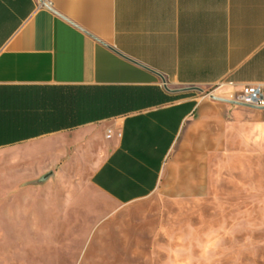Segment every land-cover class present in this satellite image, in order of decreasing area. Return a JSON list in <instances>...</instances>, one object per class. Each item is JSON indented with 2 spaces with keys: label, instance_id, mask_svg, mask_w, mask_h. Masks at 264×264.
<instances>
[{
  "label": "crops",
  "instance_id": "0c3cea01",
  "mask_svg": "<svg viewBox=\"0 0 264 264\" xmlns=\"http://www.w3.org/2000/svg\"><path fill=\"white\" fill-rule=\"evenodd\" d=\"M246 85L264 86V0H0V151L41 169L88 155L119 205L207 199L211 170L251 200L264 141L243 137L264 108L204 92Z\"/></svg>",
  "mask_w": 264,
  "mask_h": 264
},
{
  "label": "rangeland",
  "instance_id": "374dc122",
  "mask_svg": "<svg viewBox=\"0 0 264 264\" xmlns=\"http://www.w3.org/2000/svg\"><path fill=\"white\" fill-rule=\"evenodd\" d=\"M18 156L0 151V264H164L161 224L178 232L189 221L207 226L264 216L259 175L251 200L231 173L219 191L211 170L209 196L199 204L165 186L144 201L119 205L90 184L88 155H68L54 169L32 168ZM252 235L255 249L242 264H264V230ZM56 242L59 249L46 245Z\"/></svg>",
  "mask_w": 264,
  "mask_h": 264
},
{
  "label": "clouds",
  "instance_id": "9594fccd",
  "mask_svg": "<svg viewBox=\"0 0 264 264\" xmlns=\"http://www.w3.org/2000/svg\"><path fill=\"white\" fill-rule=\"evenodd\" d=\"M245 144L264 141V125L257 126L251 136H244ZM197 204L202 198L195 197ZM264 230V216L259 221L251 218L233 219L231 223L221 220L218 224L193 225L190 221L178 232H170L161 224L158 235L168 241L160 250L165 254L164 264H242L245 254L254 251L256 242L252 233ZM239 237H242L240 239Z\"/></svg>",
  "mask_w": 264,
  "mask_h": 264
},
{
  "label": "built area",
  "instance_id": "2783aa9c",
  "mask_svg": "<svg viewBox=\"0 0 264 264\" xmlns=\"http://www.w3.org/2000/svg\"><path fill=\"white\" fill-rule=\"evenodd\" d=\"M221 88V86H219ZM210 97L215 96L213 91L210 92ZM230 100L240 105L264 108V86L262 85H246L237 93H232Z\"/></svg>",
  "mask_w": 264,
  "mask_h": 264
},
{
  "label": "water",
  "instance_id": "95a60500",
  "mask_svg": "<svg viewBox=\"0 0 264 264\" xmlns=\"http://www.w3.org/2000/svg\"><path fill=\"white\" fill-rule=\"evenodd\" d=\"M201 90V89H199ZM212 98L216 99V100H219V101H224V102H229V103H234V104H237V105H240L238 103H235L234 101L230 100V99H225V98H222V97H217V96H212Z\"/></svg>",
  "mask_w": 264,
  "mask_h": 264
}]
</instances>
